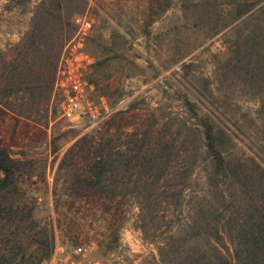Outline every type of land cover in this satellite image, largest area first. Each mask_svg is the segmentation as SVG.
<instances>
[{
	"label": "rangeland",
	"instance_id": "obj_1",
	"mask_svg": "<svg viewBox=\"0 0 264 264\" xmlns=\"http://www.w3.org/2000/svg\"><path fill=\"white\" fill-rule=\"evenodd\" d=\"M58 2L56 8L52 0H0V144L14 159V185L0 196V245L7 237L15 253L30 256L9 264H34V237L43 227L53 235L46 260L72 256L78 244L91 247L94 264H170L169 258L195 253L204 240L186 238L183 221L196 214L194 207L224 202L217 190L228 179L214 175L197 115L221 128L218 142L225 155L253 156L264 166V85L254 93L260 87L245 84L240 63L227 51L238 31L230 23L242 16L230 19L263 0ZM83 14L91 21L83 40L92 57L85 77L93 97L103 100V116L96 121L63 114L52 86L74 17ZM256 21L264 23L255 16L239 22ZM30 34L36 41H29ZM104 127L119 137L121 148L133 133L144 137L154 172L147 188L113 197L87 186L69 188V169L59 162L65 150L89 135L97 138ZM175 187L180 208L168 195ZM260 193L256 187L253 197L263 199ZM225 244L220 248L227 264H234L228 238Z\"/></svg>",
	"mask_w": 264,
	"mask_h": 264
},
{
	"label": "trees",
	"instance_id": "obj_2",
	"mask_svg": "<svg viewBox=\"0 0 264 264\" xmlns=\"http://www.w3.org/2000/svg\"><path fill=\"white\" fill-rule=\"evenodd\" d=\"M59 2L52 0L49 4L57 8ZM49 8L43 6L41 9L51 14ZM249 9L246 6V9L236 12V15L230 19L232 21L242 16L235 21L237 23H230V26H235L238 31L233 36L231 34L227 51L231 52V59L235 64L240 63L239 67L245 76V84L255 83L260 87L254 91L257 94L261 90L260 83L264 85V23L260 21L240 23L239 21L253 19L254 16L264 21V3L248 11ZM256 12L262 14L261 18L258 13L255 15ZM29 41L34 42L36 39L31 35ZM197 125L202 146L213 163L214 175H227V186L217 190L220 201L224 202L219 203L218 207H194L196 214L183 221L189 232L186 238L193 236L198 240L202 238L205 247L199 248L193 254L183 252L177 261L172 258L168 260L170 264L173 262L179 264V261L182 264H192L193 261L195 264L222 262L227 264L220 247L226 245L225 240L228 238L232 245L234 264H264V166L253 156L243 158L228 156V153L225 155L223 145L218 142V134L222 130L209 116L197 115ZM103 130L97 138L89 135L84 138L82 144L75 141L65 150L59 162L63 163L67 170L69 169L68 175L71 176L69 188L87 186L103 194L105 191L108 193L105 194L110 197L132 188H141V190L147 188L148 176L153 177L154 172L149 169L151 159L143 148L144 137L133 133L124 140V148H121L116 141L119 137L114 136L109 127H104ZM76 157L82 158L83 161L77 162ZM13 162L14 159L0 144V196L7 191L8 186L14 185L11 177L14 172ZM184 179L179 182L180 186L182 182L184 183ZM236 185L240 187L237 190L234 189ZM215 186L218 184L216 183ZM255 186L261 189L260 195L263 199L253 197ZM14 188L15 186L12 189ZM173 189H170L168 195L171 197V202L180 208L182 207L181 191L177 187ZM227 196L229 197L228 205ZM6 206L9 209L12 206L11 201H8ZM227 208L229 213L224 214ZM0 224L2 225L1 221ZM172 234L169 232L168 237L172 238ZM34 239L37 242L33 255L34 264H41L49 256L53 245L52 229L43 227L41 236ZM166 244L172 248V243L167 241ZM14 245L8 242L7 237L3 238V243L0 245L2 246L0 264H9L14 258H18L20 263L27 259L29 255L25 256L12 250Z\"/></svg>",
	"mask_w": 264,
	"mask_h": 264
},
{
	"label": "built area",
	"instance_id": "obj_3",
	"mask_svg": "<svg viewBox=\"0 0 264 264\" xmlns=\"http://www.w3.org/2000/svg\"><path fill=\"white\" fill-rule=\"evenodd\" d=\"M76 25L72 36L64 43L59 54L58 63L54 72L53 89L60 96L59 107L65 115H84L92 121L103 116V100L97 99L92 94V84L85 77V71L92 62V57L85 51L83 40L87 36L91 21L86 15L74 17ZM91 247L78 244L71 247L72 256L55 258L50 256L41 264H80L79 261H87L94 264L90 259Z\"/></svg>",
	"mask_w": 264,
	"mask_h": 264
}]
</instances>
